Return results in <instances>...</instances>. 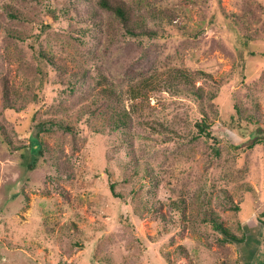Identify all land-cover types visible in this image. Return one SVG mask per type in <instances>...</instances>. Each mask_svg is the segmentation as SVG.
I'll list each match as a JSON object with an SVG mask.
<instances>
[{"label": "rangeland", "instance_id": "obj_1", "mask_svg": "<svg viewBox=\"0 0 264 264\" xmlns=\"http://www.w3.org/2000/svg\"><path fill=\"white\" fill-rule=\"evenodd\" d=\"M127 1L137 10L171 7L185 27L164 23V36L140 41L112 35L104 25L84 44L80 23L49 14L67 0H0V79L39 92L40 118L57 114L77 128L43 133L61 157L37 153L30 160L36 165L28 166L30 151L18 148L31 143L22 133L28 114L3 108L0 87V264H264V143L248 146L252 130L264 135V0ZM7 3L25 17L5 15ZM247 5L253 14L239 27L257 36L250 43L239 42L225 15ZM42 23L50 24L44 32ZM32 37L37 47L43 41L88 66L113 69L124 89L134 77L173 66L210 72L215 81L197 78L206 90L201 101L184 89L152 91L132 128L111 131L103 116L83 111L91 99L66 95L51 80L42 85L45 65ZM247 45L254 54L245 56ZM132 103L125 99L128 108ZM202 108L220 138L219 156L212 141L193 139ZM112 183L125 197L115 195ZM180 195L192 203L207 199L228 224H241L247 241L219 247V231L195 221V211L185 217L168 210L165 202ZM155 201L163 202L166 219L153 210Z\"/></svg>", "mask_w": 264, "mask_h": 264}, {"label": "trees", "instance_id": "obj_2", "mask_svg": "<svg viewBox=\"0 0 264 264\" xmlns=\"http://www.w3.org/2000/svg\"><path fill=\"white\" fill-rule=\"evenodd\" d=\"M4 12L10 18L17 19L25 17L20 13V9L10 3L5 5ZM60 12H63L70 19L81 24L79 32H84L82 35H85L84 38L80 37L79 39L84 44L88 41L87 37L93 40L97 39L99 33L96 32L102 31L104 25H106L107 31L112 35L120 34L140 41L164 36V23L182 29L185 27L175 9L171 7L151 6L150 8H146V10H137L127 0H67L62 11H59L57 8H51L49 14L52 19H58ZM104 12H108L110 15L108 20H105ZM252 14L251 7L248 5L245 6V11L241 14L225 12L227 18L232 22L231 27L235 28L233 29L238 35L239 42L242 40L250 43L257 38L254 34L243 32L239 27L240 23L242 25L245 23L243 19H246L248 15L251 18ZM2 25L3 23L0 20V30ZM49 26V23H42L40 25L41 32H44L46 27ZM30 43L32 48L37 50L41 64L45 65L40 67L43 80L42 85L45 86L51 80L53 85L66 95L74 96L78 94L86 100L91 99L90 102L86 101L83 103V111L88 113L90 117L103 116L105 126L111 131L132 128L134 126V112L139 110L143 101L149 98L152 91L175 90L180 92L181 89H184V91L189 92L195 99L201 101L204 100L206 90L203 86L196 84L197 78L203 76L215 81V78L210 72L194 70L186 68L185 66H173L165 70L153 71L139 78L134 77L129 87L124 89L113 80L114 75H116L113 69H109L110 71L106 72L108 68L102 64L88 66L76 57L73 52L65 48L60 50L48 49L47 43L43 41H40V45L37 47L33 41V37ZM241 47L244 49L245 56L254 54L248 45L247 47ZM48 66L52 71H55V76L52 79ZM0 87L3 108L15 111H26L28 114V123L22 133L27 134L28 137L30 136L31 143L29 147L26 144L18 147L21 150L27 148L30 151L31 155H27L25 161L27 165L30 167L35 166L36 154L43 155L46 151L51 153L57 152L55 157L60 159L61 148L58 149L57 147L53 150L44 138L43 133H51L59 129L73 133L77 130L75 124L65 120L63 117H59L57 114L40 118L42 112L40 107L45 103L42 95L39 92H22L11 82L9 76H3L0 79ZM126 98L133 101L132 108L126 106ZM34 101L37 103V106L34 109H27ZM202 111L204 115L195 122L197 132L193 139L205 138L207 141H212L214 154L219 156L221 150L217 145L220 143V138L214 134L212 122H210L207 110L202 108ZM256 134L257 130L251 131L250 137L255 138L249 143V147H253L257 143H264V135L256 136ZM26 153L27 150L26 152L23 151V154ZM31 159L35 161H30ZM138 173L139 171L136 170V174ZM151 177L153 180L155 179L153 184L157 186L158 181L156 179L158 176L154 174ZM111 188L115 195L125 197L123 193L116 191L115 183H112ZM159 202L155 201L152 204V208L153 210L159 211V214L166 219L168 215L162 210L163 202H160V204ZM165 204L171 213H179L185 217L189 215V212L195 211V221L200 220L202 224L210 225L213 229L219 231L218 245L221 248H224L229 242L236 241L245 243L247 241V233L241 224L238 223V229H235L231 223L228 224L227 220L216 211L207 199H203L202 202L193 201L192 203V201L188 200L187 196L180 195L178 199H171L165 202ZM180 249L181 251L185 250V246H180ZM223 264H228L227 260H224Z\"/></svg>", "mask_w": 264, "mask_h": 264}]
</instances>
